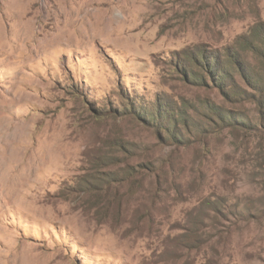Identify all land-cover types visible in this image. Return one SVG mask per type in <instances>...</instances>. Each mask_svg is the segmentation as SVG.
Returning <instances> with one entry per match:
<instances>
[{
	"label": "rangeland",
	"instance_id": "374dc122",
	"mask_svg": "<svg viewBox=\"0 0 264 264\" xmlns=\"http://www.w3.org/2000/svg\"><path fill=\"white\" fill-rule=\"evenodd\" d=\"M0 264H264V0H0Z\"/></svg>",
	"mask_w": 264,
	"mask_h": 264
},
{
	"label": "trees",
	"instance_id": "16d2710c",
	"mask_svg": "<svg viewBox=\"0 0 264 264\" xmlns=\"http://www.w3.org/2000/svg\"><path fill=\"white\" fill-rule=\"evenodd\" d=\"M222 73H224L223 71H222ZM225 74V73H224Z\"/></svg>",
	"mask_w": 264,
	"mask_h": 264
}]
</instances>
